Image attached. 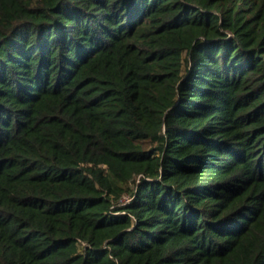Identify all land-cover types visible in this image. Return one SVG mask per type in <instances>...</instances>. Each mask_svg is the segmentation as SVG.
I'll use <instances>...</instances> for the list:
<instances>
[{
  "label": "trees",
  "instance_id": "1",
  "mask_svg": "<svg viewBox=\"0 0 264 264\" xmlns=\"http://www.w3.org/2000/svg\"><path fill=\"white\" fill-rule=\"evenodd\" d=\"M0 264H264V0H0Z\"/></svg>",
  "mask_w": 264,
  "mask_h": 264
},
{
  "label": "rangeland",
  "instance_id": "2",
  "mask_svg": "<svg viewBox=\"0 0 264 264\" xmlns=\"http://www.w3.org/2000/svg\"><path fill=\"white\" fill-rule=\"evenodd\" d=\"M123 200H124L125 202H126V201H128L126 197H124V199H123Z\"/></svg>",
  "mask_w": 264,
  "mask_h": 264
}]
</instances>
